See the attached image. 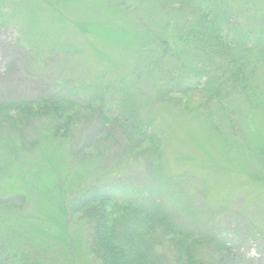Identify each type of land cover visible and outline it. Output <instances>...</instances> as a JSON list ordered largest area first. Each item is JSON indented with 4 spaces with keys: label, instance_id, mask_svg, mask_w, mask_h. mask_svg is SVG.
<instances>
[{
    "label": "rangeland",
    "instance_id": "rangeland-1",
    "mask_svg": "<svg viewBox=\"0 0 264 264\" xmlns=\"http://www.w3.org/2000/svg\"><path fill=\"white\" fill-rule=\"evenodd\" d=\"M187 2L0 0V101L69 96L75 101L71 112L78 111L82 120L76 127L79 142L72 144L76 154L85 155L73 157L63 145L53 144V164L44 165L53 174L46 180L53 187L48 204L41 205L44 199L34 192L25 204L16 200L11 205L43 214L46 207L53 213L57 185L64 190L88 165L94 179V158L101 154L108 171H124L114 184L130 180L140 190L155 184L157 193L173 181L175 190L162 197L176 201L174 215L195 229L224 235L233 251L251 264H264V0L223 2L242 38L238 54L254 63L258 97L247 107L219 87L209 90V71L199 69V62L209 65L203 48L194 43L182 56L173 55L179 42L174 30L184 29L192 9ZM249 33L261 43L245 44ZM167 69L179 73L172 71L170 77ZM181 73L201 74L202 80L189 91L163 86ZM167 78L171 81H162ZM93 88L98 94L88 96L85 92ZM102 104L109 114L105 121L93 116ZM11 116L0 117L1 134L12 131L11 118L19 119ZM133 120L148 125L149 141L142 143L131 133ZM78 143H85L84 150ZM28 155L31 164L38 159L37 152ZM10 181L25 183L19 172ZM75 234L71 254L49 253L56 264H70L74 256L76 264H88L78 258L85 256L83 233Z\"/></svg>",
    "mask_w": 264,
    "mask_h": 264
},
{
    "label": "trees",
    "instance_id": "trees-1",
    "mask_svg": "<svg viewBox=\"0 0 264 264\" xmlns=\"http://www.w3.org/2000/svg\"><path fill=\"white\" fill-rule=\"evenodd\" d=\"M187 1L192 9L186 15L184 29L174 30V39L182 45L175 42L173 55L182 56L183 50L188 52L195 43L196 48L201 47L209 54V65L198 64L201 71H209L205 75L209 90L219 87L241 107L254 105L258 97L254 63L238 54L242 38L231 25L229 10H223L224 0ZM254 37L249 33L245 44L260 42ZM176 68L179 66L175 63ZM175 69H167L170 77L172 71L179 73ZM201 77V74L192 77L181 73L174 83L163 86L189 91L200 84ZM85 93L93 96L98 91L93 88ZM73 102L69 96L58 93L0 101V117H12L13 113L19 117L9 120L12 131L0 133V264H56L49 253L71 254L77 243V231L83 233L86 244L82 252L85 256L78 258L88 259V264H251L245 255L233 251L224 235L195 229L178 213L174 215L176 201L162 197L175 190L173 181L168 187L161 185L157 193L155 184H149L147 190H140L142 186L130 180L124 185L114 184L119 182L118 173L124 171H108L103 167L101 154L94 158L93 173L97 174L94 179L88 165L86 170L72 176V184L64 190L57 185L53 213L46 207L43 214L26 211L19 203L11 205L16 200L25 204L34 197V192L44 199L41 205L48 204L47 193L53 187L46 180L53 174L44 165L53 164V144L63 145L73 157L85 158L84 154L75 153L72 144L73 140L77 141L76 127L82 121L78 119V111L71 112ZM105 110L102 104L93 116L105 121L109 115ZM34 123L38 124L34 126ZM129 128L142 143L153 136L142 120L129 121ZM82 143H78L80 150L85 148ZM48 147L52 153H48ZM29 151L37 152L34 156L39 160L33 164L26 160ZM14 172L20 173L24 185L10 181ZM75 262L74 256L70 264Z\"/></svg>",
    "mask_w": 264,
    "mask_h": 264
}]
</instances>
